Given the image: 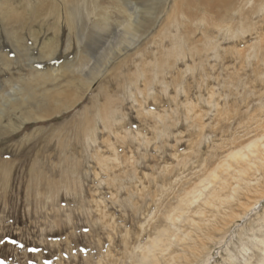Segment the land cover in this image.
Here are the masks:
<instances>
[{
    "label": "rangeland",
    "instance_id": "374dc122",
    "mask_svg": "<svg viewBox=\"0 0 264 264\" xmlns=\"http://www.w3.org/2000/svg\"><path fill=\"white\" fill-rule=\"evenodd\" d=\"M219 1L228 5L192 9L198 21L180 14L181 0L136 1L147 11L140 16L152 9L157 21L97 82L78 89L71 71L93 51L88 29L78 37L56 26L50 16L63 13L59 0H0V95L32 73L70 67L24 104L30 109L46 92L45 117L32 113L24 121V106L4 117L2 126H10L0 136V264L263 260L264 168L244 176L253 187L239 182L232 198L201 206L199 217L200 201L181 202L194 186L217 188L212 171L222 178L218 165L235 167L227 154L264 135V0ZM41 7L36 22L21 27ZM9 10L15 16L4 22ZM157 236L166 240L142 263Z\"/></svg>",
    "mask_w": 264,
    "mask_h": 264
},
{
    "label": "bare ground",
    "instance_id": "6f19581e",
    "mask_svg": "<svg viewBox=\"0 0 264 264\" xmlns=\"http://www.w3.org/2000/svg\"><path fill=\"white\" fill-rule=\"evenodd\" d=\"M59 1L62 3V9L64 10L63 13L60 14L57 12L55 16H50V13H48L46 16L53 17V19H55L56 26L64 25L68 29V32H65H67L69 35L72 34L74 30H76V34L79 37L80 30H83L86 27L90 34L88 36V45H91V47H93L92 53H88L86 55H83L81 53L83 55V57L81 56V62L77 67L75 66L76 68H73L71 71L74 75V77L71 78V81L77 82V86H79V88L77 87L78 89H88L95 82H97L99 80V77L103 76L107 72L109 66L116 59L118 60L121 55L127 53L130 47L135 46L140 38L142 36H145L144 34L148 32V30L153 25V22L151 20L153 19L155 21L156 19H158L157 17H159L158 14H153L152 9L147 13V15L140 16V14H142L143 12H147L146 10L141 11L140 7H138V2L140 0H136L138 2H136L135 0H109L110 2H112V6H110L109 8L100 7L99 0ZM226 5L228 4L220 2L219 0H181L180 4L177 3L176 8L179 9L180 14L190 16V19L198 21L199 18L197 17V13L199 11L192 15V9H200V11L202 10V12L205 13L208 12L206 10H210L212 12L215 11V9H221ZM42 7L30 10L32 12L31 18L22 20L20 23L21 27L24 26L25 28H29L32 24H34L38 15L40 14V12H42ZM48 7V9H52L51 11L54 10V6H52L51 8V6L48 5ZM96 10L98 11L96 12ZM10 11L11 10L4 14V22H8V20H5V18L13 15V12L10 13ZM0 13H4V11H2V7H0ZM113 14H116L117 17H120L119 20L110 19V15ZM47 17L44 19H39V21L42 22V25H45V20L47 19ZM41 18L43 17L41 16ZM91 18H94V20H96V23H90ZM204 19L205 18L202 17L200 21L203 22ZM16 22L17 21L14 20L8 27L13 26V24H15ZM112 23H114L115 28L109 29ZM8 27L6 26L4 32H7V36L10 37V39L14 38L11 36H15L16 39L17 33L14 31L9 32ZM43 50L46 51L47 47H44ZM53 52L54 51H50L49 55L53 54ZM69 68L70 67H66L59 74H39L40 72L34 74L32 73L30 75L31 80H26V83H20L19 85H13L10 87L8 92L0 95V136L5 135L7 127L10 126V122H7L4 126H2L4 117H6L11 112H16L17 109L21 106L23 107L26 102L38 97L35 94L36 88L43 86L47 82H54V80L58 77H63L65 74L69 73ZM45 93L46 92H42V96H40L41 102L43 101V103L39 102L40 100L38 101L37 99L38 103H36V101L33 106H29L30 109H27L26 106H24L27 110H25L21 114L19 113L20 118L28 122V120L33 117L32 113L34 115L40 114V117H45L48 113V110H50L49 103H44ZM226 158L230 159L235 167L232 168V165L228 164L227 162L218 165L217 167L223 169V173L226 174V177L222 178H220L214 171H212L211 176L213 177V179L218 180L217 188H209L210 184L208 182L202 184L200 187L194 186L193 189H190V191L185 194L184 199L181 201L184 205H186V207H189V205H192L193 203H196L198 201L201 202L199 209L194 212L195 216L199 217V215L202 213V211L200 210L201 206L205 208H213L216 203H220L223 200L232 198L231 195L239 190V182L244 183V186L246 187H253V184H250V181H246L244 176H246L250 170L257 171V167H259L260 169L264 168V135L262 137H258L249 141L245 145L239 146L234 151L229 152ZM228 178L236 180V182L232 185V183L229 182ZM208 188L209 190H207ZM202 190L204 191V193L206 190L207 191L205 194H203ZM224 191H226V193H224ZM260 201L261 200L255 203L252 210L257 209V207L260 206ZM180 217H182V215ZM190 223L194 227H196L198 224L192 220L190 221ZM184 237L186 238L187 235ZM165 240V238L158 236L154 238L149 243L148 247L144 250V252H146V258L141 257L140 261L142 263H148V260L153 258L152 255L148 253H150L154 249L162 247V244ZM210 258L205 264H209ZM262 259L263 260L257 262V264H264V250Z\"/></svg>",
    "mask_w": 264,
    "mask_h": 264
},
{
    "label": "snow or ice",
    "instance_id": "6c2138e0",
    "mask_svg": "<svg viewBox=\"0 0 264 264\" xmlns=\"http://www.w3.org/2000/svg\"><path fill=\"white\" fill-rule=\"evenodd\" d=\"M0 242H2V241H0ZM11 243H15V241L13 240V241H11ZM31 250V249H30ZM29 264H31V261H29Z\"/></svg>",
    "mask_w": 264,
    "mask_h": 264
}]
</instances>
